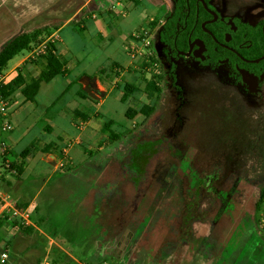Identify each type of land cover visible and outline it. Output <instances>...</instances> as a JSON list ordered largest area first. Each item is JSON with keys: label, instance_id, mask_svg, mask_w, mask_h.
<instances>
[{"label": "rangeland", "instance_id": "1", "mask_svg": "<svg viewBox=\"0 0 264 264\" xmlns=\"http://www.w3.org/2000/svg\"><path fill=\"white\" fill-rule=\"evenodd\" d=\"M110 1L93 0L63 29L62 39L73 32L75 50L81 52L93 26L88 15L101 19L99 12L128 11L133 4L121 0L115 7L118 0ZM86 2L0 0V50L20 33L60 27ZM172 5L173 0H141L126 19L111 16L112 23L130 25L131 33L142 35L127 47L128 54L134 48L140 51L142 38L151 48L129 56L127 70L88 79L83 86L92 100L88 108L76 106L80 75L68 67L63 77L40 86L34 102L22 106L19 92L9 97L7 118L14 129L7 135L0 132V153L2 145L8 146L18 161L16 153L34 140L41 148L58 138V149L74 142L71 167L39 172L38 165L24 179L27 205L16 208H26L29 225L20 219L11 232L2 234L0 229V255L7 251L4 264H76L72 258L80 264H264V203L255 208L264 185V74L233 73L226 63L207 65L204 55L197 56L202 53L198 41L186 55H172L160 39ZM206 8L244 29L264 22V0H209ZM229 27L237 31L232 22ZM147 53L154 62L144 57ZM103 64L97 60L99 67ZM150 64L157 65L160 78ZM17 66L29 81L44 69V61L24 65L16 59L10 63L12 79ZM147 81L161 92L154 113L146 120H126L130 104L120 102L123 84L134 83L139 90L134 95L137 107L151 104L143 94ZM75 108L91 115L82 132L72 115ZM42 112L44 120L33 124ZM3 121L0 117V127ZM108 121L114 134H123L110 146L103 128ZM1 166L0 158V176L16 184L15 165L4 162L8 171ZM20 226L31 230L21 232ZM8 241L17 246L6 248Z\"/></svg>", "mask_w": 264, "mask_h": 264}, {"label": "trees", "instance_id": "2", "mask_svg": "<svg viewBox=\"0 0 264 264\" xmlns=\"http://www.w3.org/2000/svg\"><path fill=\"white\" fill-rule=\"evenodd\" d=\"M126 1L131 2L136 6L141 0ZM204 1L209 8V0ZM163 10L164 8L162 11ZM106 13L109 14L108 11ZM166 13H168L169 16L168 20H165V23L161 26L160 39L162 40L163 44L165 43L169 45V49L171 50L172 55L175 57H180V55L186 54L189 51V46L193 43V41H199L203 42L204 44V56L206 57L204 63L207 65H211V67H218L220 64L226 63L233 73H237L238 70H242L252 73L256 76L264 74V61H261L258 64H251L245 63L239 59L240 57L245 61H254L264 56V36L262 33V26L264 22L258 23L255 28H240L236 32H230L229 29L222 26L219 28L216 24H206L203 26L205 21L210 20L211 17L202 7L199 0H173L172 9ZM115 24V22L112 23V25ZM58 29L59 28L55 26H43L29 32H23L16 35L1 48L0 75L9 71L11 62L18 58L22 60L27 54L32 52L39 45L45 43L49 47V50L45 53V55L39 58L44 61V69L39 72L37 77L26 81L23 71L19 68V66H17L15 69V77L10 80L9 83L0 86V97L9 99V97H11L15 92H19L23 98V103H32L37 97L42 84H48L58 77H63L67 73L66 67H64L60 60L55 56V45L57 41H50L52 35L57 32ZM206 31L208 33H206ZM227 35L230 38L229 43H225ZM139 36H142L141 33L135 34L133 37L130 35L127 38L137 42V38ZM145 42L146 40L142 38L141 44L138 43L140 45V52L141 48H151L150 42L147 41V47L144 45ZM219 44L225 45L235 53H232L228 49L221 48ZM134 50L135 48L131 49L129 55ZM146 59L149 60V62L155 61L152 56ZM25 64L26 63H24V65ZM120 69L121 67L119 63H113L109 71L111 73H114L116 70L121 72ZM99 75H110V73L106 69L102 68L96 71L95 75H93V78ZM160 76L157 78H160ZM65 91H67V87L65 88L64 92ZM64 92L62 94H64ZM122 92L123 93L121 95L120 102L123 104H130V106H128L124 112V118L126 120H134L138 116L144 117L145 120L149 118L154 113L155 104L158 102L161 94L160 88L157 84L152 81H147L144 86L143 94L151 104H143L136 107L134 101L136 99L134 98V95L139 94V90L135 84H123ZM76 96L81 100L88 99L87 94L83 93L81 90ZM130 97L134 99H132V101L129 103L128 99ZM55 102L56 101L46 108L45 113L49 111ZM72 115L80 121L79 123L84 125L91 119L90 112L84 109L80 110L75 108L72 111ZM95 116L96 118H99L100 113L97 112ZM43 120L44 117L41 119V121ZM79 123H77V126ZM112 125L113 122L111 121L103 123V128L108 134L109 146L111 145V142H117L123 135L114 134L111 130ZM0 131L2 132L1 127ZM43 131L50 133L51 129L49 127H43ZM2 133L10 134L4 132ZM38 144L39 142L34 140L18 155L14 156L18 160L15 164V173L17 176H20L23 173L26 160L35 156L37 152L43 155H56V153H60V149L55 148V146L52 144H45L41 148H39ZM6 147L2 145V148L5 149V153H12L8 148L7 150ZM143 156L144 154L141 155L142 158H144ZM131 164H129L130 168H132ZM262 203H264V185L261 187L258 193L255 208L259 210ZM13 225L14 227L16 226L15 223ZM17 228L19 231L24 233H29L31 230L23 229L21 226ZM116 237L117 236H114V239Z\"/></svg>", "mask_w": 264, "mask_h": 264}, {"label": "crops", "instance_id": "3", "mask_svg": "<svg viewBox=\"0 0 264 264\" xmlns=\"http://www.w3.org/2000/svg\"><path fill=\"white\" fill-rule=\"evenodd\" d=\"M92 1L93 0H87V2L83 6H81L74 14H72V16H70L68 18V20H66L63 25L58 27L59 28L58 31L52 35V37L56 38V41H57V43L55 45V50H56L55 56H56V58L60 60V62L63 66H65L66 68L68 67L71 71H74V72H76L77 75H80V77L77 78V81L78 80L79 81L77 82L78 87H77V90L75 91L74 97H75L76 104H78L76 106L82 107V108H88V101L92 102V100L88 96H87V98H88L87 100H81L76 95H78V92H80V90L83 93L85 90H88V89H86L87 87L86 88L83 87L84 83H86L88 79L94 80L95 77L93 78V75H95L96 71L104 68L109 72L110 68L112 67V64L113 63H119V62L123 63V65H121L119 63L121 68L127 69L130 66V58H129V54L126 52V49L133 41H131L130 43H127L125 41V39L130 35L132 37L135 35L134 33L130 32V29H131L130 25L125 26L123 23H120V22H118L116 25H112V22L110 20L111 16H115L119 20L126 19L128 17V14L130 13L128 11H131V10L136 8V6L134 4H132L128 8V11L122 10L120 12L114 13L111 9V10H107L109 14L106 13L107 11L104 13L99 12L101 19L95 18L93 15H88L87 19H91L93 22L92 23L93 26L90 27V31L92 33L91 32L89 33L88 39L83 44V51L77 52L75 50L76 37L73 35V32H70V31L67 32V34L65 36L66 41L64 38L62 39L60 33L63 31L64 28H67V26L69 25L71 20L76 19L77 15L79 13H82L84 8L86 6H88V4H90ZM119 2H121V0H118V2L115 4V7H119ZM108 3L111 4V1L109 0ZM103 15H105V16H103ZM81 25L82 26L80 27V30L85 32L86 28H85L82 21H81ZM90 43H91V47H92L91 50L88 48ZM59 52H60L61 56H58ZM83 55H85V56H83ZM117 58H118V60H117ZM97 60L103 61L104 64L99 67L97 65ZM86 67H88L90 69L89 72L86 70ZM85 73H87V75H88L87 77L82 76ZM105 76H107V75H103L102 77H105ZM98 80H101V77L98 78ZM10 104L11 103L9 102V106H10ZM21 104L23 106L26 103H21ZM32 110L33 109L31 107L30 111H32ZM95 112H97V111H95ZM44 115H45L44 112L40 113L36 117V119L34 120L33 124L39 123L41 121V119L44 117ZM63 116H64V114H62V116L60 117V122H63ZM78 122H80V121H78ZM56 124H58V122H56ZM85 129H86V127L84 129H82L80 132H82ZM4 135H7V134H4ZM70 135H71V137H73L72 131L70 132ZM67 137H68V135H67ZM19 140H20V138L14 139V141H19ZM71 140L74 141V139H71ZM10 143L11 142H8V145ZM59 143L60 142H59L58 138H56V139H53V140H51L45 144H52L55 146V148H58V146L60 145ZM7 148H9V147L7 146ZM9 151H11L10 148H9ZM18 154H19V152L16 153V155H18ZM0 158L2 159V164H3V166H1V167H3L4 169H6V166H4V162H6V161H9L10 165L16 164V161L14 160L12 153H5V155H1V153H0ZM31 160H32V163H30ZM59 163H60V153L59 154L57 153L56 155H49V154L43 155L40 153H36L35 156H33L32 158H28L26 160V164H25V167L23 169V173L18 177V182L16 184H12V183L4 180L0 176L1 177V184H0L1 185L0 186V222H1V224H0V229L2 230L1 231L2 234H4L5 232H7V233L11 232L13 230V228L16 229V227H14L13 224L17 220L21 219L20 216L16 215V213L22 214L26 211V208L22 212L20 209L17 210V208H16L17 206L18 207L23 206L21 204H24V206L27 205L26 202L23 203L24 197L26 196V191L24 190V187H23V185H24L23 181L26 180V176L29 175L30 173L34 172V170H35L34 168L37 167L38 165L40 166V169L36 170V171H39V172H41V170H43V169L48 170L49 167H51L52 170H54V171L61 170L58 167ZM13 175L15 176V173H10V176H13ZM4 185L6 187H4ZM20 208H23V207H20ZM20 222H21V220H20ZM37 231L39 232L37 234L41 238L45 239L44 235L40 232V230L37 229ZM8 243H9L8 246L5 243H3L2 245L5 247L7 246L6 248H11V249L13 247L15 248L17 246V244H13V246H12V244L9 241H8ZM3 253H5V252H3ZM6 253H7V251H6ZM71 261H73L76 264H80L74 258H72Z\"/></svg>", "mask_w": 264, "mask_h": 264}, {"label": "built area", "instance_id": "4", "mask_svg": "<svg viewBox=\"0 0 264 264\" xmlns=\"http://www.w3.org/2000/svg\"><path fill=\"white\" fill-rule=\"evenodd\" d=\"M50 41H56V38H51ZM144 45L147 47L148 46V42L146 41L144 43ZM49 50V47L43 43L41 45H39L38 47H36L32 52H30L29 54H27L22 60V63H30L33 61H36L37 59L41 58L43 55H45V53ZM150 52V50L148 51ZM140 53V51L138 49H135L132 53H130L129 56H134L136 57L137 54ZM151 53V52H150ZM150 53L144 54V57L146 58H150L152 55H150ZM152 54V53H151ZM148 68H150L153 71V74L155 76H159L160 75V71L158 70L157 65L155 64H150L148 65ZM16 69V68H15ZM15 71V70H14ZM12 70L11 71H7L3 74L0 75V86L4 85L6 83H9L10 80H12ZM8 104H9V99L7 98H2L0 97V117L4 120L3 123L1 124V130L4 133H10L13 131V125L11 123V121L9 120V118H7L8 116ZM81 128H79V127ZM77 127L82 130L84 126V124L79 123ZM73 142L71 140H68L65 142V145L63 147V144L60 147V169H66L68 167H71L72 163L69 161L70 156H69V150L72 148L73 146ZM1 155H5V149L2 148L1 149ZM16 215L20 216L21 221L24 223L25 226L29 225V221H28V216L25 213L22 214H18L16 213ZM6 260V254L2 253L0 255V264H4ZM106 264V263H103Z\"/></svg>", "mask_w": 264, "mask_h": 264}, {"label": "flooded vegetation", "instance_id": "5", "mask_svg": "<svg viewBox=\"0 0 264 264\" xmlns=\"http://www.w3.org/2000/svg\"><path fill=\"white\" fill-rule=\"evenodd\" d=\"M204 1V0H203ZM199 2H200V0H199ZM201 3V2H200ZM204 3H205V1H204ZM202 5V4H201ZM205 6H206V4H205ZM203 7V6H202ZM206 11V10H205ZM207 12V11H206ZM207 14H209L210 15V17H211V19L210 20H207V21H205V24H216L219 28L222 26V27H225V28H227V29H229L230 30V27H229V22H232V25L234 26V29H236V30H238V29H240V24H235L236 23V21H234V20H231V21H229L230 19H225V18H222L220 15L219 16H217V19L214 21V22H210V21H212V15L210 14V13H208L207 12ZM215 14V13H214ZM236 32V31H235ZM229 40H230V38H229ZM199 42V41H198ZM197 42V43H198ZM226 43V42H225ZM227 43H229V41L227 42ZM199 44L201 45V47H202V53L200 54V52L197 54V56H202V55H204V53H205V47H204V44H203V42H199ZM219 46L221 47V48H225V49H228L229 51H231L232 53H235L233 50H231L230 48H228V47H226L225 45H223V44H219ZM189 49H190V46H189ZM198 50V49H197ZM197 50H195V51H197ZM189 52V51H188ZM187 52V53H188ZM186 53V54H187ZM186 54H184V55H186Z\"/></svg>", "mask_w": 264, "mask_h": 264}, {"label": "water", "instance_id": "6", "mask_svg": "<svg viewBox=\"0 0 264 264\" xmlns=\"http://www.w3.org/2000/svg\"><path fill=\"white\" fill-rule=\"evenodd\" d=\"M200 2H201V4H202L203 8H204L208 13H210V14L212 15V18H213V19H212V21H210V22H214V21L217 19L216 14H214L212 11H210V10H208V9L206 8L205 3H204L203 0H200ZM204 25H206V24L204 23L203 26H204ZM206 33H208V32L206 31ZM262 33H263V36H264V24H263V26H262ZM228 41H229V36L227 35V36H226V40H225V42L227 43ZM238 57H239V56H238ZM239 59H240L241 61L245 62V63L258 64L259 62L264 61V56L261 57V58H259V59H257V60H254V61H245V60L241 59L240 57H239ZM90 94H91V93H90ZM90 94H89V95H90Z\"/></svg>", "mask_w": 264, "mask_h": 264}]
</instances>
